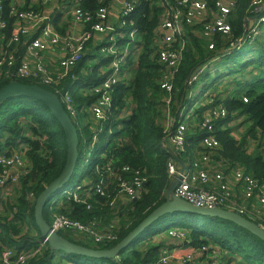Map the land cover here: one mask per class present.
Returning a JSON list of instances; mask_svg holds the SVG:
<instances>
[{
  "label": "trees",
  "instance_id": "obj_1",
  "mask_svg": "<svg viewBox=\"0 0 264 264\" xmlns=\"http://www.w3.org/2000/svg\"><path fill=\"white\" fill-rule=\"evenodd\" d=\"M31 1L36 0H27L23 8H29ZM111 1H79L78 6L91 17L87 30L89 26L98 23L99 10L109 7ZM214 3L215 0H207L209 10L217 12ZM250 4L251 0H234V10L227 16L231 28L228 35L217 33L211 39L201 36L204 24L215 15L212 13L206 21L194 26L183 23L188 42L181 50V60L173 76L172 90L167 92L160 88L167 65L160 62L155 44L158 40L157 30L163 21L169 19V10L163 0H136L132 22L140 39L136 40L137 48L133 59L126 60V67L133 68L132 76L128 82L123 78L115 85L112 106L105 118L96 121L90 117L91 108L100 97L98 93L88 90L81 94L74 91L71 95L78 115L76 121L80 125L85 123V126L78 129L79 159L71 178L73 182L64 186V189L77 183L82 186L80 196L85 198L89 187L106 180L111 172L115 173V177L105 189L104 197L94 194L83 204L62 196L53 204L49 201V206L43 212L49 225L53 215L64 216L85 226L96 224L98 231L99 228L111 229L117 234V240L113 243L93 244L79 240L73 232L59 233L61 237L86 248L110 249L165 202V192L170 183L167 166L171 156L164 144L160 106L165 110L164 100L169 99L170 113L174 118L177 117L178 110L186 103L188 91L194 97L198 94L199 99L204 96L211 98L212 104L198 107L186 134L188 154L178 158L185 161L189 154L196 158L208 156L218 173L224 176L231 170L239 169L259 183H264V25L259 27V36L249 43L246 36L250 21L259 14ZM40 6V3H36L31 8L39 11ZM2 7L1 20L6 23V28L0 30V43L5 44L11 37L14 19L10 18L8 3L5 2ZM133 27L127 24L124 31ZM244 36L242 42L245 43L241 42L233 51L232 45ZM34 37L35 35L20 37L17 44L21 48L20 54L23 43ZM117 42L119 45L126 43L120 39ZM90 44H87L89 51L70 73L80 78L76 88L82 82L89 86L98 81L93 79L97 76L95 69L92 71L94 76L87 74L79 77L82 71L89 72L90 61L101 58V55L96 54L98 44L94 48ZM211 44L213 50L209 49ZM14 46L15 44L11 45ZM243 49L251 52L249 58L223 62L224 57ZM215 58H219L220 62L201 74L196 84L187 86V80ZM212 70L213 73H210ZM12 81L37 85L55 94L52 88L37 84L33 80L3 79L0 81V88ZM218 106L224 107L227 112L225 118L214 121L212 135L217 139L219 147L204 150L199 148L198 143L209 133L199 126L204 120L205 112ZM122 111L129 112L127 117L121 118ZM163 120L165 121L164 115ZM238 120L240 123L232 126V122ZM74 124L76 125L75 122ZM100 144L102 145L97 153ZM22 150L29 167L19 176L13 190V200L6 203L4 217L0 216V249L8 246L18 252H36L27 264H84L81 259L99 264H152L166 248L164 242L168 243L170 238L165 232L172 228L182 229L187 233L185 241L189 247L212 246L229 254L231 259L228 264L234 261L239 264H264V242L249 232L218 218L181 213L160 218L114 260H92L65 254L64 258L59 259L56 256L61 253H51L48 245L43 244L34 221V206L39 194L63 170L66 159L65 136L49 110L32 97H14L0 105V154L11 156L13 152ZM86 167L89 171L84 173ZM136 178L143 182L137 200L130 199L127 205H123V198L126 196H117L114 189L120 182L133 183ZM212 187L217 190L219 186ZM64 191L59 190L58 193ZM113 218L119 219L118 227L114 229L110 223ZM166 224V228L161 229ZM158 236L162 237L157 240Z\"/></svg>",
  "mask_w": 264,
  "mask_h": 264
},
{
  "label": "built area",
  "instance_id": "obj_2",
  "mask_svg": "<svg viewBox=\"0 0 264 264\" xmlns=\"http://www.w3.org/2000/svg\"><path fill=\"white\" fill-rule=\"evenodd\" d=\"M26 1L0 0V30L6 28V23L1 20L2 6L5 2L10 7L8 11L10 18L14 19L10 39L5 44L0 43V81L3 79L33 80L37 84L52 88L55 93L54 95L59 99L65 111L74 121L78 118V115L73 107L71 89L76 84L78 75H71L70 73L82 61L83 56L87 52V44L94 42V44H98L99 46L96 54L101 55L103 60L110 58L109 66L111 73L108 76H104L106 69L104 72H100V77H104V80L99 86L94 85L91 87V90L98 93L100 97L97 100V104L91 108L90 113L95 117L94 120H103L105 116L102 107L110 105L109 96L114 94L115 85L124 78L123 68L128 58V50L134 43L137 44L135 39L137 38L138 31L133 27L132 22L136 0H115L116 3L122 6L121 15L116 19L117 25L113 26V28L108 29L106 9H100L97 14L98 23L89 26L88 30L87 25L90 24L91 17L78 6L80 0H76L73 9L67 12L74 27L70 29L64 26L66 28L64 34L59 32L62 27L63 7L58 0L31 1L32 5L36 3L41 4L42 8L39 11L33 10L31 8L32 5L24 9ZM163 3L168 8L170 16L158 28L160 36L155 44V50L160 62L167 65V71L162 77L160 88L170 92L172 90L174 73L180 64L181 50L188 42V37L185 36L183 30V23L186 22L189 26H194L203 22V18L209 13V8L207 0H163ZM222 3V0H215L214 5L217 12L211 22L204 26V30L202 31L203 37H212L217 33H221L222 35L230 33L231 28L226 19L230 14V9L234 6V2L227 3V5H223ZM250 6L254 8L256 13H259L255 19L250 21L249 32L246 36L248 42L252 43L261 32L259 27L262 24L264 25V0H251ZM121 19L122 22H119ZM127 24L133 28L129 31H124ZM108 30L111 31L110 38L106 37ZM32 35H35V37L29 42L23 43V50L20 54L19 50L21 48L17 46L20 37ZM244 38L245 36L232 45V47L234 48L245 43L242 42ZM117 39L125 40L126 43L119 45ZM12 44H15V46L11 47ZM57 47L58 49H56ZM209 49L213 50L212 44L209 45ZM58 51L62 54L61 59L55 55V53L58 54ZM99 60L102 61L101 59ZM214 60L210 61L209 65ZM56 61L60 64L61 70L54 74L50 72L47 65L48 62L54 64ZM208 66L201 67L192 78H189L187 86L190 87L194 84ZM193 99L192 92L188 91L186 103L178 110L177 117L174 118L172 116L168 121L167 131L164 133L165 148L167 152L172 151L176 158L180 155L188 154L186 134L188 125L195 117L198 107L212 104V99L204 96L191 109L189 103ZM244 101L246 100L244 99ZM169 103L170 100L168 99L167 104L169 105ZM226 116L227 112L222 106L212 108V110L209 108L205 112L204 120L199 127L206 129L209 134L200 139L198 143L199 147L204 150L217 149L219 147L217 139L212 135L214 121ZM13 156L11 159V156L0 154V170L3 172V168L7 169L6 173L10 174V176L5 174L6 178H0V196L7 195L10 192L8 181L15 180L16 184L19 176L23 173V171L18 173L14 169V164L21 165L20 160L24 159L23 153L15 151L13 152ZM176 162L171 157L167 166V174L170 181L172 179L178 180V184L174 189V194L177 197L198 208H220L235 212L243 217L246 216L248 220L264 229V183H259L243 170H232L231 178L233 185L242 189L243 197L250 203V207L240 206L233 199L235 193H233L228 182L225 181V176L218 172L210 174L207 171L212 163L211 158L208 156L196 158L189 154L185 161H181L184 164L183 169L179 168ZM114 177L115 173L111 172L106 180L104 179L94 187H89L85 193V198L80 196L79 191L82 189V186L79 185L76 193L67 196L68 192H64V196L69 199L72 198L74 202L83 204L94 194L104 197L106 193L105 189L110 185V180ZM142 186V180L136 178L133 183L120 182L114 189V192L117 196L123 194L128 199L137 200L140 187ZM212 186L219 187L217 190H214ZM87 208L89 209V205H87ZM52 217L50 227L58 234L73 232L79 240L88 241L93 244L113 243L117 240V234L111 231V229L99 228L98 231L96 224L85 226L64 216L53 215ZM118 223L119 220L111 228H117ZM165 235L170 240H175L180 244H184V246H188V243L185 241L187 233L182 229L172 228L166 231ZM43 244H45L44 241ZM213 248L220 251L218 248L212 246L202 248L190 247L191 251L183 255V257H177L174 250L170 251V249L165 248L161 251L158 260L152 264H221L220 260L213 258V252H210ZM35 253H24L17 250L9 251L4 255L2 264H27L34 257ZM224 254L225 259L222 264H228L230 255ZM232 264L239 263L234 261Z\"/></svg>",
  "mask_w": 264,
  "mask_h": 264
},
{
  "label": "water",
  "instance_id": "obj_3",
  "mask_svg": "<svg viewBox=\"0 0 264 264\" xmlns=\"http://www.w3.org/2000/svg\"><path fill=\"white\" fill-rule=\"evenodd\" d=\"M14 97H32L41 102L57 121L65 136L66 159L63 170L61 171L60 175L50 184H48L39 194L34 206L35 225L40 232L42 240L48 245L51 253H62L69 256L72 255L92 260H114L118 258L120 252L128 248V246L140 234L144 233V231L148 229L153 223L158 221L163 216L173 213L197 215L225 220L242 228L264 242V229L245 217L235 212L220 208H198L177 197L174 194V189L178 184L177 179H172L170 181L169 187L165 192V202L156 208L152 213H150L144 220H142L135 229H133L114 247L107 250H97L86 248L64 239L58 233L52 230L50 225L44 219L43 212L50 197L58 190L66 186L71 181V178L75 172L79 159L78 128L63 108L59 99L52 92H49L40 86L22 84L12 81L0 88V105ZM168 153L178 162L181 169H183V162L176 158L172 151H169Z\"/></svg>",
  "mask_w": 264,
  "mask_h": 264
},
{
  "label": "rangeland",
  "instance_id": "obj_4",
  "mask_svg": "<svg viewBox=\"0 0 264 264\" xmlns=\"http://www.w3.org/2000/svg\"><path fill=\"white\" fill-rule=\"evenodd\" d=\"M234 2V0H227V1H224V0H222V4L223 5H227V3L228 4H230L231 2ZM75 5V3L73 2V6ZM121 4H118V3H116L115 2V0H112L111 2H110V6L109 7H107L106 8V11H107V23H108V29H111V28H113V26H115V21L113 22V18L114 17H118L117 16V14H119V15H121ZM115 10L117 11V14H116V12H115ZM234 10V6L230 9V13H232V11ZM211 13L212 14H216V12L215 11H212L211 9L209 10V13H208V15H206V17L205 18H203V21H206L208 18H209V14L211 15ZM117 19V18H116ZM115 19V20H116ZM211 22V20L210 21H208L207 23H205L204 24V26L205 25H208L209 23ZM226 22H227V19H226ZM228 23V22H227ZM252 23H253V21H252ZM204 30V29H203ZM65 31H66V28L63 26V27H61V29L59 30V32L61 33V34H64L65 33ZM201 36L203 37L204 35H203V33H201ZM106 37L107 38H110L111 37V31L110 30H108V32H107V34H106ZM206 38V37H205ZM226 38V37H225ZM206 39H211V37H207ZM226 39H224V41H225ZM234 51V50H233ZM251 56V52L250 51H248L247 49H243V50H241V51H235L233 54H231V55H229V56H226V57H224L223 58V62L224 63H227V62H234L235 60L236 61H241V60H243V59H247V58H249ZM220 62V59H218L217 60V62L214 64V66L215 65H217L218 63ZM215 69V68H214ZM210 73H213V70L210 72ZM196 82H198V81H196ZM196 82H195V84H196ZM199 84V83H198ZM114 95V94H113ZM112 95V96H113ZM112 96H109V103H110V105L108 106V107H102V110H103V112H104V116L106 115V113L108 112V110H110V108H111V106H112ZM202 99V98H201ZM201 99H199L198 98V96H196V98H194L190 103H189V107L192 109L193 108V105H195V104H197V102L199 101V100H201ZM167 100L168 99H166L165 98V100H164V102L166 103L165 104V110H164V107L163 106H160V108H161V110H162V120H161V125L163 126V132L165 133L166 131H167V126H168V121L172 118V115H171V113H170V108H171V106H169L168 104H167ZM97 104V101H96V103L92 106V107H94L95 105ZM160 108H159V110H160ZM133 110V109H132ZM129 114V112L128 111H122V114H121V118H125V117H127V115ZM163 115H164V118H165V121L163 120ZM90 117H92L93 119H95V117L94 116H92V114L90 113ZM74 122L76 123V126H78V129L79 130H81V129H83L84 128V126H85V123H83L82 125H80V123L78 122V121H76V120H74ZM236 123H240V120H238V121H235V122H232V126H234ZM101 145L102 144H100L99 145V147L97 148V153H98V151L100 150V148H101ZM203 149V148H202ZM14 156H13V154H11V159L13 158ZM183 159H186V156H183L182 157ZM21 161V165H17V163L16 164H14V169L18 172V173H21V171H25L29 166H28V164H27V162H26V160L25 159H21L20 160ZM6 171H7V169H4L3 168V172L0 170V178H3V177H5L6 178V176H5V174L7 175V176H10V174L7 172L6 173ZM12 171H13V166H12ZM89 171V169L86 167L85 168V170L83 171L84 173H87ZM76 178H77V175H76ZM15 180H10V181H8V183H9V190H10V192H8L7 193V198H6V200H0V216H3L4 217V211H5V209H4V207H5V205H6V203L7 202H10V201H12L13 200V196H14V194H15V191L13 192V190L15 189ZM73 182V180H71L69 183L71 184ZM79 186H78V184L77 183H75L74 185H72V186H69V187H67L66 189H64V187L62 188V189H60L61 191H63V190H65L64 192H68L67 193V196H70V194H72V193H76L77 192V188H78ZM59 191V190H58ZM58 191L54 194V195H52L51 197H50V199L48 200V202L49 201H51V202H54V201H56L57 199H58V197H62V196H64L65 195V193L63 192V193H61L60 194V192L58 193ZM126 199V198H125ZM46 206H49V204H47ZM6 212V211H5ZM166 226H167V224L165 225V226H163L161 229H165L166 228ZM17 227H19L18 225H17ZM164 231L165 230H163L162 232L164 233ZM162 233V234H163ZM148 234H149V232H148ZM158 237H156V239H157ZM206 248H209V247H206ZM206 251H209L208 249H205ZM9 251H14L11 247H8V246H6L5 248H3V249H0V264H2V262H3V260H4V255L6 254V253H8ZM21 252H24V253H28L27 251H24V250H21ZM210 252H213V258H217L218 260H220L221 261V264L224 262V259H225V254L223 253V252H220V251H218V250H215V248H213L212 249V251H210ZM67 255V254H66ZM69 256V255H68ZM71 258V257H70ZM229 259H231L230 257H229ZM81 262L82 263H84V264H99V263H94L93 261H87V260H82L81 259Z\"/></svg>",
  "mask_w": 264,
  "mask_h": 264
},
{
  "label": "crops",
  "instance_id": "obj_5",
  "mask_svg": "<svg viewBox=\"0 0 264 264\" xmlns=\"http://www.w3.org/2000/svg\"><path fill=\"white\" fill-rule=\"evenodd\" d=\"M58 2L61 3V6L63 7V10H62V19H61V23H62V27L63 26H66L70 29H73L72 27H74V25L72 24V20L70 19V16L67 14L68 11H71L73 9V2L75 3L76 0H58ZM41 5V4H40ZM41 7V6H40ZM54 7V6H53ZM42 8V7H41ZM116 14H117V11L115 10ZM117 16H119V14H117ZM210 17V15H209ZM117 17H114L113 18V22L115 21V25H117L116 23V19ZM213 18V17H212ZM212 20V19H211ZM157 34H158V37L160 36L158 30H157ZM140 39V37H139ZM138 39V40H139ZM92 48L95 47V44L94 42H90ZM137 48V44L134 43L132 47H130V49L128 50V59L127 60H131L133 59L135 53H134V50ZM58 49V47L56 48ZM89 51V48H87V52ZM55 55L61 59L62 57V54L59 53L58 51V54L55 53ZM102 61H100L98 58L97 60H94V61H90L89 62V72L88 73H80L79 77L82 76V77H85V75L87 74H90L92 76H94V74L92 73V71L95 69L96 72H97V76L96 77H93V79H97L98 81L95 82V83H91L89 86H87V84L85 82H82V85H80L78 88H76L77 84L79 83V79L77 80L76 84L74 85V87H72L71 89V95H73L72 93L74 91H78V93H86L88 90L92 91L91 90V87L92 86H99V84L102 83V80L103 78L100 77V72H104V70L106 69V73L104 76H108L110 73H111V69H110V66H109V62H110V58H107L105 60H103L102 58H100ZM60 64L56 61L54 64L52 62H48V69L50 70L51 73H57L58 71L61 70V67L59 66ZM128 66V64H126L123 68V77L124 79L128 82V80L131 78L132 76V67H126ZM101 78V79H100ZM115 93V92H114ZM201 148V147H199ZM21 153H23V158L26 160V157H25V152L22 150V151H19ZM197 153V152H196ZM182 161V160H181ZM27 162V161H26ZM28 164V163H27ZM179 165V164H178ZM179 168H180V165H179ZM210 174H215L218 172V170L216 169L215 166H213V164H211L209 167H208V170H207ZM231 172L232 170L228 173L226 177V181L228 182L230 188L232 189L233 193L234 194V197L233 199L236 201V203L240 206H247V207H250V203L243 197V194H242V189L240 187H236L233 185L232 183V178H231ZM4 198V199H3ZM7 198V195H3V196H0V200L2 199L3 201ZM123 205H127L129 200L130 199H125L123 198ZM131 201V200H130ZM240 203V204H239ZM119 219L118 218H113L110 223L111 225H114L115 226V223L118 221ZM162 236H158V238H160ZM158 240V239H157ZM166 244V248L170 249V251L174 250L175 251V255L177 257L181 256L183 257V255L189 253L191 251L190 247L189 246H184V244H180L179 242L175 241V240H169V242H164V245ZM57 258L59 259H62L64 258V255L61 253V254H58L56 256Z\"/></svg>",
  "mask_w": 264,
  "mask_h": 264
},
{
  "label": "clouds",
  "instance_id": "obj_6",
  "mask_svg": "<svg viewBox=\"0 0 264 264\" xmlns=\"http://www.w3.org/2000/svg\"><path fill=\"white\" fill-rule=\"evenodd\" d=\"M139 39V36H138V33H137V38L135 39V40H138ZM238 48V46L237 47H234L232 50H235V49H237ZM219 59V58H215V60L213 61V62H211V64L209 65V62H207L204 66H208L207 68H206V70L204 71V73H206L208 70H210L212 67H213V65L217 62V60ZM203 73V74H204ZM199 80V79H198ZM197 80V81H198ZM197 83V82H196ZM198 94H196V96H197ZM196 96L194 97V98H196ZM48 204V203H47Z\"/></svg>",
  "mask_w": 264,
  "mask_h": 264
}]
</instances>
